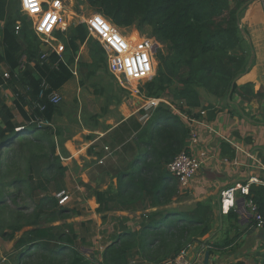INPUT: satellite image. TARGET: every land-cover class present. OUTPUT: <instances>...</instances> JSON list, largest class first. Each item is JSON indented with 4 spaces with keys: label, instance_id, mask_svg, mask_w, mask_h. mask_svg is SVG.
<instances>
[{
    "label": "trees",
    "instance_id": "obj_1",
    "mask_svg": "<svg viewBox=\"0 0 264 264\" xmlns=\"http://www.w3.org/2000/svg\"><path fill=\"white\" fill-rule=\"evenodd\" d=\"M247 1L83 0L86 6L122 30L134 27L141 32L148 29L149 35L168 49L166 54L157 50L159 63L155 74L140 89L145 97L166 96L169 105L160 102L156 107L140 109L122 122L112 141L107 139L108 134L103 138L110 147L120 141L122 146L113 151V159L105 162L108 168L101 166L109 177L116 178V184L105 190H92L98 203L97 212L102 215L117 210L144 212L140 229L130 231L123 227L117 241L105 249L101 264H129V258L135 257L154 262L164 257L173 259L180 249L195 241L202 242L201 238L213 229L210 201L199 202L192 207H168L173 202L182 201V196L179 183L167 165L180 152L190 153L191 130L180 114L188 121L200 120L201 111L206 112L207 119L215 115L213 105L204 106L201 102L200 90L216 97L224 106H233L243 115H246L243 103L257 101L259 107H264V92L255 90L253 82H235L229 95L232 82L243 73L247 64L249 47L242 48L241 43L245 39L239 28ZM16 21H20L18 31L15 30ZM31 25L27 16L20 13L18 0H0V65H5L11 73L9 85L17 87L15 103L23 117L22 121L15 122L11 110L1 106L0 151L4 154H0L3 158L0 163V204H5L9 198L18 206L15 214H10L4 205L0 208L6 216L9 214L16 219L6 226L7 229L3 227L5 240L11 239L24 224H37L46 211L66 216L64 205H59L52 195L53 191L61 188L66 173V167L56 154L61 130L50 125L38 128L30 123V119L36 115L50 123L61 114L58 104L50 103L47 94L60 90L68 80L75 78L70 69L75 62L80 84L107 68L104 49L88 35L83 22L69 25L65 34L59 35L65 47V62H60L57 68L50 63L41 64L38 59L42 45ZM84 44L87 45L89 60L78 58L75 61ZM23 54L26 63L19 71V60ZM49 60L53 62L54 55H50ZM43 79L49 88L45 96L39 98ZM36 102L44 104L45 109L40 111L36 108ZM139 117L143 118L142 122ZM20 126V131L15 130ZM220 148L222 155L234 156V150L226 142H221ZM102 151L103 147L96 153L101 156ZM261 163L264 166V156ZM20 184L24 185L23 192L34 204L28 214L24 211H28L29 206L17 202L20 189H10ZM40 192L42 194L36 198ZM246 197L264 215V185L250 184ZM153 208L156 209L146 211ZM232 214L230 211L228 217L235 218ZM230 228L236 227L232 224ZM225 233L223 242L229 245L233 238L228 237V230ZM75 237L69 223L33 227L23 232L15 242V249L27 246L20 252L17 264H89L72 247ZM50 239L62 242L63 246L50 244ZM30 244L35 249H29ZM38 248L42 249L38 251Z\"/></svg>",
    "mask_w": 264,
    "mask_h": 264
},
{
    "label": "crops",
    "instance_id": "obj_2",
    "mask_svg": "<svg viewBox=\"0 0 264 264\" xmlns=\"http://www.w3.org/2000/svg\"><path fill=\"white\" fill-rule=\"evenodd\" d=\"M243 7L245 9L240 18L239 26L245 30L250 40H247L250 56L254 55L252 56L254 58L250 66L249 62L246 64L245 70L237 76L236 82L238 84L253 82L255 90L261 89L264 92V0H248ZM77 57L79 58V55ZM0 67L6 68L3 64ZM76 85L77 78H72L58 90L63 95V100L67 93L72 95L75 91V94H79L80 88H77ZM16 89L17 87L14 84L8 85L0 94V126L3 121L1 109L3 105L14 114L15 122L22 121L23 117L20 115L15 103ZM200 98L204 106L211 104L215 107V115L212 119H207L205 111H203L204 113H202L200 120L188 121L185 116L181 114L180 116L196 135V141L194 142L189 138L190 152L198 156L203 155V159L204 155L206 157L200 172H197L191 182L185 186L187 188L185 193L187 194L183 195L184 191H179L182 201L173 202L168 207L170 209L185 208V206L189 205L192 207L199 202L210 201L212 203L213 229L208 233L210 234L208 238L201 239L202 242L195 241L190 243L192 245L188 250V254L192 264H204V253L206 250L209 251L207 264H230L236 259L247 264L242 254L225 255V251L229 247H217L212 245V241L215 238L214 236L220 234V228L225 223L228 225V233L239 230L242 233L241 237L244 235L247 238V235L251 234V239H254L264 234V230L254 227L252 214L244 204V198L239 192L236 193L235 206L230 208L226 214L220 215L218 213L217 204V198L221 190L237 183L245 184L250 176L260 181L259 183L254 182L251 184L264 185V166L261 163V158L264 156V107H259L257 101H253L250 104L243 103L242 107L246 112V115H243L238 110L236 111L233 106H224L222 101L203 90H200ZM134 99H132L134 101L129 100L127 103L122 102L120 104L118 116L121 118L117 122H113L111 117L108 120L100 118L98 119L99 122L95 121L83 125L82 132L76 129L73 130L71 137H66L64 132H61V136L58 138L60 145L58 144L57 146L56 154L67 158L66 161L61 162L66 167V173L61 188L53 191L52 195L56 198V194L63 190L70 195V200L63 206L65 211L67 210L66 216L61 217L56 211H46L41 214L37 224H24L19 231L14 233L11 239L5 240L3 239L4 235L2 236L3 227L7 229L6 226L16 219H13L9 214L6 216L4 212L0 211V264H17L20 252L26 249L27 246L15 249V242L23 232L36 226L44 228L46 226H58L62 223L71 224L76 236L72 247L89 264H101L105 249L117 241V236L123 227L130 231H138L140 229L141 215L144 211L117 210L103 213L104 215H102L97 212L98 203L92 192L95 188L105 190L108 186H115L116 184V178L109 177L100 168L98 170L97 164H104L108 160L113 159V151L119 150L122 143L120 141L115 146L110 147L108 144L102 143V140L108 134L107 139L112 141V137L119 132V126H121L122 122L144 108L145 100L142 97L135 96ZM233 103L237 105L238 101ZM138 120L142 122L143 118L139 117ZM54 121L53 119L50 122V126L53 127ZM132 133L134 134V132ZM109 135L111 136L109 137ZM221 142H226L234 150L232 158H229L227 154H221ZM104 146H108L109 151L104 150L102 155L98 156L96 151L101 150ZM0 154L4 153L0 151ZM100 158H103V163H98ZM2 161L3 158H0V163ZM17 188L20 189L17 202L20 205L26 203L29 206V210L24 211L25 214H28L34 204L23 192L25 189L23 184L10 187L11 190ZM40 194L42 193H38L36 198ZM3 205L10 210V214H15L18 208L9 198L6 199L5 204H0V208ZM154 209L156 208L147 209L146 211ZM230 211L235 214V218L228 217ZM123 218L128 219L123 220ZM217 223H219L220 227L216 233L214 227H216ZM230 223L231 225L234 224L236 228H230ZM49 242L50 244H61L63 246V243L56 239H50ZM28 247L31 250L35 249L32 244ZM41 249L38 248L37 250ZM218 250L221 252L220 254L216 253ZM243 252H246V250ZM165 258L154 262L135 257V259L129 258V264H169L170 259Z\"/></svg>",
    "mask_w": 264,
    "mask_h": 264
},
{
    "label": "built area",
    "instance_id": "obj_3",
    "mask_svg": "<svg viewBox=\"0 0 264 264\" xmlns=\"http://www.w3.org/2000/svg\"><path fill=\"white\" fill-rule=\"evenodd\" d=\"M19 10L22 15L27 16L31 21V26L41 42L42 50L40 51L39 61L41 64L50 63L53 68H57L60 62H65L64 59V43L59 35H64L67 28L71 24L85 23L88 35L95 38L101 47L104 49L107 69L114 77L115 81L129 94L142 97L145 100L144 108L156 107L161 98L145 97L141 92L137 82L151 79L155 74L156 54L160 47L158 41L147 35L136 37L127 36L122 29L112 24L101 13L94 11L87 17L77 16L71 13L63 0H18ZM73 14V15H71ZM70 16H77V22H70ZM20 21H16L15 30L18 31ZM157 45L156 50L153 47ZM50 55H54L53 62H50ZM78 57H75V61ZM19 71L24 69L26 56L23 54L20 58ZM75 78L78 77L76 62L70 67ZM0 94L5 87L9 85L11 73L8 69L0 67ZM135 81V84H133ZM132 84L133 88L128 85ZM38 97L45 96L49 88L46 80H42L40 84ZM47 99L50 103L57 105L62 101V97L58 91H51L47 94ZM168 105L169 103L166 102ZM35 107L40 111L45 109L44 104L35 103ZM173 110L177 112L174 108ZM204 113L203 111H201ZM194 121V120H191ZM30 123H34L38 128L50 125V123L40 116H33ZM22 127H16L15 130L20 131ZM196 135L191 131L190 138L196 141ZM2 148V144L0 145ZM105 151H109L108 146H104ZM60 160L66 161L67 158L58 154ZM98 163H103V158L98 159ZM201 158L190 152H180L168 165V171L173 174L179 185L187 186L193 177L197 174L201 167ZM260 182L255 177H249L245 184L237 183L221 190L220 192V213L226 214L230 208H233L236 203V193L239 192L244 198V204L249 208L252 214L253 225L255 228L264 230V215L259 213L254 202L247 198L249 186L251 183ZM59 205H64L70 200V195L65 191H60L56 194ZM192 244H187L179 250L173 259L169 260V264H192L188 254V250Z\"/></svg>",
    "mask_w": 264,
    "mask_h": 264
},
{
    "label": "rangeland",
    "instance_id": "obj_4",
    "mask_svg": "<svg viewBox=\"0 0 264 264\" xmlns=\"http://www.w3.org/2000/svg\"><path fill=\"white\" fill-rule=\"evenodd\" d=\"M66 6L69 8L71 13H74L77 16H85L87 17L91 13L94 12L93 9L86 6V4L83 2V0H63ZM244 13V10H243ZM73 15V14H71ZM243 15V14H242ZM77 16H70L69 21L70 22H77L78 18ZM241 29L245 32V30L241 27ZM123 33H125L127 36L130 37H136L140 35H149L148 29H143L138 31L136 28L132 27L131 29H123ZM241 32V30H240ZM143 33V34H142ZM246 34V32H245ZM134 35V36H132ZM242 35V33H241ZM150 36V35H149ZM244 41H242L241 46L243 49L246 47H249L248 45V37L247 35L244 36ZM92 38V37H91ZM250 41V40H249ZM160 49L159 52H162L164 54L167 53L168 49L166 45H163L160 43ZM247 63L249 62V66L251 61L253 60L254 55L250 56V50L247 51ZM79 59L83 61L89 60V54L87 45H82L79 50ZM156 65L159 63L158 55L156 54ZM251 57V58H250ZM250 60V61H249ZM248 66V67H249ZM156 69V68H155ZM74 80V79H73ZM144 82L140 81L137 82L136 85L140 87ZM76 87L80 88L79 94H75V91L72 93H67L65 96V99L63 100V95L59 92V94L62 97V101L58 104L61 114L56 115L53 119L55 120L53 125L54 129L60 128L61 132H64L66 137H71L73 130L81 131L83 129V125L91 123V122H99L98 119L100 118H106L107 120L109 117L113 119V122H117L121 117L118 116V111L120 104L122 102L127 103L129 100L134 101L136 99L134 95L129 94V92L121 87L114 79V77L111 75V73L108 71V69L105 67L103 70H100L96 76H93L89 81L84 82V84H80V74H78L77 77V85ZM129 88H133V85H128ZM76 88V89H77ZM264 88V87H263ZM164 103L167 102V97L162 96L160 97ZM134 99V100H132ZM242 105V104H241ZM240 106V105H239ZM112 121V120H111ZM0 141V145H1ZM102 143L109 144V142H104V139L102 140ZM100 156V155H98ZM201 158V167L198 170L202 169L203 162L205 160V155L203 159V155L199 156ZM98 170L99 168L103 170V168H108L106 166V163L104 164H97ZM103 166V168H101ZM199 174V173H198ZM179 190H183V195H186L185 193L187 191V188L182 187L179 185ZM189 200V196H188ZM186 207V206H185ZM187 207H190L189 205ZM225 221V219H224ZM219 223H217L216 227H214V231L217 233L219 230ZM228 230V225L225 223L220 228V234L218 236H214L212 245H216L217 247H229L227 251H225V255H240L244 256L246 259L247 264H264V234L251 239V234L247 238L242 234L241 231H230L228 233L229 238H233V242L229 245H224V232ZM210 234L204 236L203 238H208ZM201 238V239H203ZM246 252H243L245 251ZM223 251V250H222ZM216 253L220 254L221 252L218 250ZM237 258V257H236ZM240 261H233L230 264H236Z\"/></svg>",
    "mask_w": 264,
    "mask_h": 264
},
{
    "label": "water",
    "instance_id": "obj_5",
    "mask_svg": "<svg viewBox=\"0 0 264 264\" xmlns=\"http://www.w3.org/2000/svg\"><path fill=\"white\" fill-rule=\"evenodd\" d=\"M244 5H245V4H244ZM239 28H240V30H241L242 35L246 36L245 32L241 29L240 26H239ZM156 47H157V45H155V46L153 47V50H154V51L156 50ZM237 78H238V77H236V78L234 79V81L232 82V84H231V89H230V91H229V95H230V93H231V91H232L233 84L236 82ZM229 95H228V97H227L228 99H229ZM217 204H218V213L221 215V213H220V195H219V197L217 198ZM220 223H221V219H220ZM208 258H209V251L206 250L205 253H204V264H207V262H208Z\"/></svg>",
    "mask_w": 264,
    "mask_h": 264
},
{
    "label": "bare ground",
    "instance_id": "obj_6",
    "mask_svg": "<svg viewBox=\"0 0 264 264\" xmlns=\"http://www.w3.org/2000/svg\"><path fill=\"white\" fill-rule=\"evenodd\" d=\"M133 84H135V81H133Z\"/></svg>",
    "mask_w": 264,
    "mask_h": 264
}]
</instances>
